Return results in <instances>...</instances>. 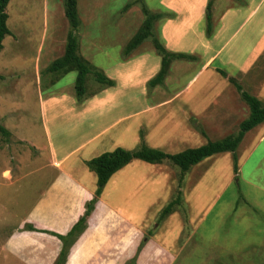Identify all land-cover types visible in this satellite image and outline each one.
Segmentation results:
<instances>
[{"label": "crops", "instance_id": "crops-1", "mask_svg": "<svg viewBox=\"0 0 264 264\" xmlns=\"http://www.w3.org/2000/svg\"><path fill=\"white\" fill-rule=\"evenodd\" d=\"M208 3L162 0L166 11L154 12L164 15L155 24L160 26L156 36L163 45L170 52L194 57L175 59L162 84L149 86L161 69L162 57L157 52L151 58L148 50L139 46L108 71L115 86L101 88L81 101L73 94L53 93L43 98L44 133L47 138L55 137V141L48 139V145L36 146L48 150L50 162L40 173L45 187L18 229L1 243L3 256L28 260L29 264L55 262L63 245L60 239L25 227L30 224L60 234L71 230L98 188V176L86 161L118 147L138 150L143 142L176 154L236 134L235 128L240 129L251 109L230 77L264 103V0H214L211 9ZM183 62L193 63L189 75L190 66L177 74L178 68L185 69ZM168 89L171 91L164 93ZM208 89L214 92L206 95ZM159 91L162 96H149ZM178 167L170 160L149 163L134 159L115 172L88 218L87 228L70 249L66 264H126L148 233L151 235L137 264H174L185 241L192 238L184 241L181 227L173 228L184 205L188 173L197 185L192 179L195 168H191L184 175L181 205L160 221L161 212L178 194ZM151 215L155 223L160 221L157 229L151 226Z\"/></svg>", "mask_w": 264, "mask_h": 264}, {"label": "rangeland", "instance_id": "rangeland-1", "mask_svg": "<svg viewBox=\"0 0 264 264\" xmlns=\"http://www.w3.org/2000/svg\"><path fill=\"white\" fill-rule=\"evenodd\" d=\"M65 1L11 0L7 7L11 33L0 53V123L13 133L9 139L0 134V245L18 229L45 187L40 173L50 162L48 150L40 151L36 146L48 145V139L55 141V137L47 138L44 133L43 98L53 93L76 96L75 70L63 76L48 70L64 55L72 30ZM142 4L152 12L166 11L162 0H78L81 25L74 33L79 53L108 75L123 57L135 52L123 56L145 19ZM155 24L156 35L160 26ZM140 46L138 49L148 50L151 58L156 57L151 37ZM183 64L185 69L178 68L177 74L190 66L189 75L193 63ZM86 89L87 96L101 89L93 74L87 76ZM204 91L210 95L214 89ZM161 93L149 96L160 97ZM47 125L51 132L50 122ZM237 154L238 173L231 152L193 166L192 179L197 185L188 173L184 205L179 209L180 218L174 219L177 225H172L181 227L184 241L192 238L185 241L174 264H264V124L246 133ZM155 220L151 215L153 229L160 222ZM159 231L162 237L164 227ZM22 262L0 251V264H29L28 260Z\"/></svg>", "mask_w": 264, "mask_h": 264}, {"label": "trees", "instance_id": "trees-1", "mask_svg": "<svg viewBox=\"0 0 264 264\" xmlns=\"http://www.w3.org/2000/svg\"><path fill=\"white\" fill-rule=\"evenodd\" d=\"M10 1L11 0H0V53L4 47V39L11 33L8 27L7 13V7ZM213 1L214 0H209L208 8L211 9ZM142 10L145 16L143 24L141 28H139L138 32L132 37L131 41L127 44L124 54L129 55L133 50L142 45L145 40L150 37L152 38L157 52L162 57L160 71L154 78L149 81L150 87H156L164 82L175 59H193L194 57L192 55H187L184 53L170 52L154 34L153 31L155 22L162 19L164 15L162 13L151 12L145 4H142ZM65 14L70 22L72 30L68 34L64 55L54 60L49 66L48 70L50 72H59L62 74V76L69 73L70 71L75 70L77 72L75 91L77 98L81 101L87 97L86 79L89 74L94 75L95 80L99 84H101V88L115 86V80L110 78L104 71L92 64L89 60L85 59L79 53L78 37L77 34L74 33V31L77 30L81 25V19L78 11V0L65 1ZM209 18L210 15H208V20ZM211 31L212 27L210 25V22H208V35L211 34ZM220 72L224 76H227L226 72H224L223 70H220ZM229 80L238 88L241 97L249 104L251 109L249 118L241 123L240 129L236 134L216 141L210 140L205 145L197 148H189L176 154H169L158 149L150 148L143 142L138 150L132 151L118 147L113 151L105 152L98 157L86 161V164L90 168V170L96 172L98 176V188L95 196L86 203L84 214L73 225L71 230L67 234H60L58 232L50 230L37 229L30 224L26 225L25 227L27 230L46 232L60 239L63 244L62 249L58 258L53 264H66L70 249L87 228L88 218L93 212L95 205L108 181L115 172L132 162L134 159H141L149 163H161L164 160H170L181 169L178 194L176 198H174L163 209V211L161 212L160 221L173 213L177 206L181 205V188L184 175L194 165L200 163L208 157L225 152H231L234 159V171L235 173L239 172L237 149L243 141L246 133L254 129L256 126L264 123V103H262V101L257 97L252 96L251 94L243 90L242 86L235 78L230 77ZM11 133L12 132L6 126L0 123V134L3 137L9 139L12 135ZM150 235L151 233L145 235V238L140 243L137 254L126 264H137L138 256L147 243Z\"/></svg>", "mask_w": 264, "mask_h": 264}]
</instances>
